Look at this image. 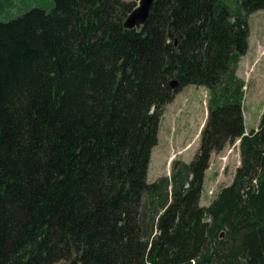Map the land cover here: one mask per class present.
I'll list each match as a JSON object with an SVG mask.
<instances>
[{
    "label": "trees",
    "instance_id": "trees-1",
    "mask_svg": "<svg viewBox=\"0 0 264 264\" xmlns=\"http://www.w3.org/2000/svg\"><path fill=\"white\" fill-rule=\"evenodd\" d=\"M52 2L0 21V264H264V110L246 133L236 76L264 0H156L136 30L139 0ZM190 85L208 92L198 151L150 184ZM236 142L231 183L199 206Z\"/></svg>",
    "mask_w": 264,
    "mask_h": 264
},
{
    "label": "rangeland",
    "instance_id": "rangeland-1",
    "mask_svg": "<svg viewBox=\"0 0 264 264\" xmlns=\"http://www.w3.org/2000/svg\"><path fill=\"white\" fill-rule=\"evenodd\" d=\"M52 7V0H0V21L15 19L32 8L49 11ZM247 23L248 50L238 64L236 76L244 83L242 114L248 133L258 127L264 110V10L249 15ZM207 100L205 88L190 85L182 88L164 108L157 144L151 152L148 183L169 179L174 164L177 170L181 164L193 160L207 119ZM238 142L227 144L220 152L211 154L199 206L207 207L220 189L231 183L240 164ZM145 209L143 207L142 211Z\"/></svg>",
    "mask_w": 264,
    "mask_h": 264
},
{
    "label": "water",
    "instance_id": "water-1",
    "mask_svg": "<svg viewBox=\"0 0 264 264\" xmlns=\"http://www.w3.org/2000/svg\"><path fill=\"white\" fill-rule=\"evenodd\" d=\"M156 0H139L138 6L127 16L123 26L125 29H140L147 21L150 10ZM172 90L178 88V82L173 80L170 83Z\"/></svg>",
    "mask_w": 264,
    "mask_h": 264
},
{
    "label": "crops",
    "instance_id": "crops-1",
    "mask_svg": "<svg viewBox=\"0 0 264 264\" xmlns=\"http://www.w3.org/2000/svg\"><path fill=\"white\" fill-rule=\"evenodd\" d=\"M247 133V132H246Z\"/></svg>",
    "mask_w": 264,
    "mask_h": 264
}]
</instances>
